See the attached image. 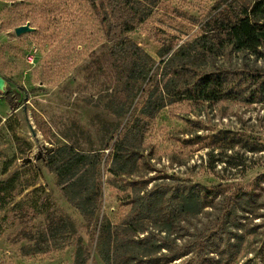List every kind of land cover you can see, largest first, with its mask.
I'll list each match as a JSON object with an SVG mask.
<instances>
[{"label": "rangeland", "instance_id": "rangeland-1", "mask_svg": "<svg viewBox=\"0 0 264 264\" xmlns=\"http://www.w3.org/2000/svg\"><path fill=\"white\" fill-rule=\"evenodd\" d=\"M134 1V26L126 36L154 63L115 114L110 51L118 28L110 33L103 20L105 12L111 15L108 0H0V264H106L102 252L111 264H134L145 253L163 259L166 250L151 245L156 238L140 241L157 232L152 219L135 224L137 232L124 230L139 195L167 189V197L194 184L212 189L216 200L239 187L264 195V182L255 183L264 174V48L256 55L228 43L239 38V29L247 32L242 11L258 0ZM131 15L125 12L126 19ZM25 24L33 29L16 35ZM208 38L214 57L191 50V40ZM187 60L195 71L182 77L190 90L169 97L155 92L164 106L152 118L142 116L133 170L111 173L114 143L141 117L148 90L162 86L167 64ZM209 74L226 79L229 98H206L210 86L198 79ZM64 145L96 153L97 202L89 219L66 198L47 163ZM211 205L169 237H177L178 246L195 242L166 264H211L196 230L218 212ZM239 209L235 220L244 226L232 231L255 232L229 264H264V208L254 219ZM224 235L220 230L218 241Z\"/></svg>", "mask_w": 264, "mask_h": 264}, {"label": "trees", "instance_id": "trees-1", "mask_svg": "<svg viewBox=\"0 0 264 264\" xmlns=\"http://www.w3.org/2000/svg\"><path fill=\"white\" fill-rule=\"evenodd\" d=\"M133 2L135 1L108 0L111 15L109 16L105 12L103 16L104 22L109 21L108 31L110 33L118 28L115 31V33H118V42L110 51L116 68V87L114 98L111 101V108L115 114L123 111L134 90L135 83L146 76L151 63H154V59L150 55L126 36V33L131 31L134 26L133 20L136 8ZM126 11L132 13L130 19H126ZM242 14L246 18L247 32L239 29V38L233 39L230 37L228 43L234 50L259 55L261 49L264 48V0L254 2L251 9L248 12L242 11ZM115 19H117L116 22ZM210 40V38L202 41H199V39L191 40L189 42L191 50L207 58L214 57V49L207 44V41ZM188 60L177 67L173 65L169 67L167 64L166 68H169V71L168 75L163 74L161 77L162 86H159L157 82L154 83L152 89L148 90L147 99L140 113L141 117H136L132 122V126L114 143L111 173H129L133 170L142 138L143 126L141 124L144 123L142 116L152 118L164 106V96H155V92L159 91V95L160 92L165 93L169 97L183 95L190 90L188 88L189 84L182 78L195 74L193 65ZM198 80L200 82L204 81L205 86H210L209 91L206 92L207 99L218 100L231 96V91L226 86L227 81L222 76L209 74L206 77H200ZM96 162V153L76 151L69 145L58 147L47 160L49 167L56 174L57 182L61 186L64 195L85 219H89L96 209ZM255 181L257 185L264 182V174L256 178ZM252 185L254 187V184ZM252 189L245 190L239 187L235 192L229 193L221 200H216V194H212V189H206L195 184L184 185L181 189L171 192L167 197L165 196L168 192L167 189H154L139 195L137 204L127 220L125 226L127 228H124V230L137 232L138 228L135 227V224L137 226L143 220L152 219L157 232L147 233L140 241L143 243V241L147 242L156 238L151 245H155L157 250L164 248L166 252L162 255L163 259L154 257L152 253H145L139 257L136 255L134 264H154L158 260H161L162 264H166L186 255L195 240H188L187 243L178 246L174 243V238L177 237L170 239L169 237L176 234V232L187 230V222L190 218L205 213V208L211 207L212 203L218 209V212L213 217H207L202 225L196 229L198 232L197 237L204 240L207 251L212 253V255L206 257L211 264H229L233 261L237 252L242 249L245 237L252 236L255 232L253 228H246L240 232L232 231L233 228L244 226V224L235 220V211L240 208L239 210L244 212L245 216L251 215L254 219L256 215L253 213L259 208H264V195ZM262 191L264 193V188ZM214 200L216 201L213 202ZM230 220L233 223H230ZM220 230L225 232L222 241H218ZM157 237L160 238V243H157ZM191 242L193 243L191 244ZM221 242L223 244L218 245ZM123 243L128 244L129 241L126 239ZM211 244L214 247H208ZM101 256L106 264H111L109 253L102 252ZM124 264H127V262Z\"/></svg>", "mask_w": 264, "mask_h": 264}, {"label": "water", "instance_id": "water-1", "mask_svg": "<svg viewBox=\"0 0 264 264\" xmlns=\"http://www.w3.org/2000/svg\"><path fill=\"white\" fill-rule=\"evenodd\" d=\"M32 29L33 28H31L29 25L25 24V25L17 26L14 31L16 35H20L21 33L26 31H31ZM3 85H4V80L2 77H0V89H2Z\"/></svg>", "mask_w": 264, "mask_h": 264}]
</instances>
